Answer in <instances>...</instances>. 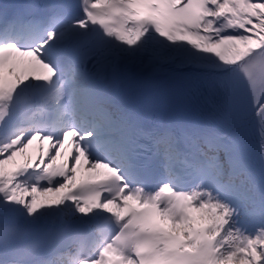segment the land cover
Segmentation results:
<instances>
[{
    "label": "snow or ice",
    "instance_id": "6c2138e0",
    "mask_svg": "<svg viewBox=\"0 0 264 264\" xmlns=\"http://www.w3.org/2000/svg\"><path fill=\"white\" fill-rule=\"evenodd\" d=\"M8 33L32 41L11 47L47 69L38 80L76 71L87 107L104 105L83 134L104 140L126 220L186 233L184 264H264V0H3L0 45ZM15 200L0 197V229Z\"/></svg>",
    "mask_w": 264,
    "mask_h": 264
},
{
    "label": "bare ground",
    "instance_id": "6f19581e",
    "mask_svg": "<svg viewBox=\"0 0 264 264\" xmlns=\"http://www.w3.org/2000/svg\"><path fill=\"white\" fill-rule=\"evenodd\" d=\"M12 45H16L20 49H24L26 46L25 43H19L17 40L8 44V47H5V45L0 47V87L4 86L5 80L9 76L15 77L19 84H23L35 83L38 80V77L47 74V69L40 66L36 61H30L27 65L17 63L13 59ZM254 46V41L241 43L232 56L239 58L246 52L247 49ZM83 89L84 85L78 79L73 82L70 80L61 81L59 87L48 97L51 99L60 97L62 99H57L54 102H51L50 99H46L45 104L53 110L66 111L71 106L75 105V101L80 95V91ZM76 123L78 127H83L84 125L80 122ZM74 131L75 129L69 130V133L74 135ZM30 138H33V148H31V146L24 141L28 139L25 137L24 140L22 139L20 141L16 140L9 142L6 144V148L0 149V155L3 154V158L0 159V166L4 168L10 163H12L13 166V168L6 169L5 171L0 169V197H3L5 200L13 194L20 196L27 192V188L21 187L28 182L24 179L27 174V170L19 169L20 167L26 166L25 168H29L31 171L44 172L52 164V162L66 161L71 164V159H68L66 156L67 148L61 151L62 147L68 140L67 133H65V136L59 145L58 149L60 152L55 154L53 153V155L50 153L56 150V143L41 141L37 136ZM11 145L17 146L16 149L17 152H19V155L9 150ZM20 155L22 157H20ZM83 169H86L87 171L83 172ZM70 171L72 173L66 182L60 186L57 191L53 192L52 195L48 192H52L53 190L46 188L35 189L34 193L29 196V200L38 201L40 204L36 206L34 211H29V218L24 217V212L12 203L11 207L14 209V212L12 217L9 219V222H23L36 226H52L72 223L74 221H81L90 224L98 222L100 214H110L119 211V206L115 202L111 203V208L108 207L111 209H108L109 211H107V209L100 211L92 206V209L84 207V211L82 212L78 209V207L73 208L72 206H64L63 198L65 196V191L79 186L83 179H94L96 177L106 176V166L104 164L99 163L97 165H92L84 160L79 163L74 161ZM26 204L28 205L29 202ZM27 205H25V208ZM182 235L183 243L187 234L182 233ZM182 248L191 251L186 247ZM117 260L118 258L116 255L112 253H105L104 258L100 259V257H98L92 261V264H111L112 261ZM126 263L130 264V261H126Z\"/></svg>",
    "mask_w": 264,
    "mask_h": 264
},
{
    "label": "rangeland",
    "instance_id": "374dc122",
    "mask_svg": "<svg viewBox=\"0 0 264 264\" xmlns=\"http://www.w3.org/2000/svg\"><path fill=\"white\" fill-rule=\"evenodd\" d=\"M239 47V44H237L232 50H231V55H233V53L236 51V49ZM28 141H30V140H28ZM29 143V145L30 146H33V142H32V140H31V142H28ZM1 147V146H0ZM17 155H19L18 153H17ZM20 157H22L21 155H20ZM1 158H3V156H2V154L0 155V159ZM12 166V163H10L8 166H6V167H2V166H0V169L2 170H6V169H11V168H13V166ZM19 186V185H18ZM25 187L24 188H27V192L26 193H24V194H22V195H20V196H16L15 194H13L12 196H15L16 197V200L15 201H13L12 203L13 204H15V206H17L18 208H20L21 209V211H23L24 212V214H23V216L24 217H26V216H28L29 217V215H30V212H29V210L30 209H36V206L38 205V204H40L38 201H34V200H29V196H31L33 193H34V191H35V188H34V186L33 185H31V184H25L24 185ZM27 186V187H26ZM21 187H23V186H21ZM57 188H59V187H56V188H53L52 190V192H48L49 194H51L52 195V193L53 192H55L56 190H57ZM27 202H29V204L27 205L26 203ZM41 203H43V202H41ZM44 204V203H43ZM25 205H27L26 206V208H25ZM25 208V209H24ZM29 214V215H28ZM172 230V229H171Z\"/></svg>",
    "mask_w": 264,
    "mask_h": 264
}]
</instances>
